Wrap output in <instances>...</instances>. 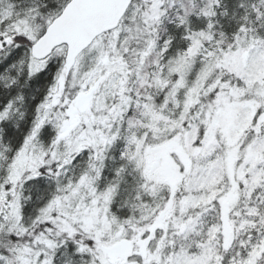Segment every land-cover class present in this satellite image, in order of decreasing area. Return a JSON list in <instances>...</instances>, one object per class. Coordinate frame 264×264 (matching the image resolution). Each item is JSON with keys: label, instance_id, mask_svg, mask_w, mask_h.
Returning a JSON list of instances; mask_svg holds the SVG:
<instances>
[{"label": "snow or ice", "instance_id": "obj_1", "mask_svg": "<svg viewBox=\"0 0 264 264\" xmlns=\"http://www.w3.org/2000/svg\"><path fill=\"white\" fill-rule=\"evenodd\" d=\"M0 264H264V0H0Z\"/></svg>", "mask_w": 264, "mask_h": 264}]
</instances>
